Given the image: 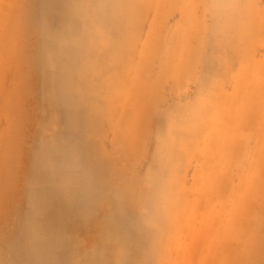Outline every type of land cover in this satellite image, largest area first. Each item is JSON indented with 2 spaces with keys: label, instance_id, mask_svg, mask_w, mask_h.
Segmentation results:
<instances>
[{
  "label": "rangeland",
  "instance_id": "374dc122",
  "mask_svg": "<svg viewBox=\"0 0 264 264\" xmlns=\"http://www.w3.org/2000/svg\"><path fill=\"white\" fill-rule=\"evenodd\" d=\"M0 264H264V0H0Z\"/></svg>",
  "mask_w": 264,
  "mask_h": 264
}]
</instances>
